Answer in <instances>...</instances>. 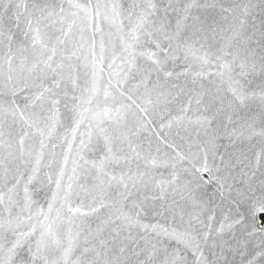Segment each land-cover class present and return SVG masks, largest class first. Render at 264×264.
Listing matches in <instances>:
<instances>
[{"label": "snow or ice", "instance_id": "snow-or-ice-1", "mask_svg": "<svg viewBox=\"0 0 264 264\" xmlns=\"http://www.w3.org/2000/svg\"><path fill=\"white\" fill-rule=\"evenodd\" d=\"M0 264H264V0H0Z\"/></svg>", "mask_w": 264, "mask_h": 264}]
</instances>
